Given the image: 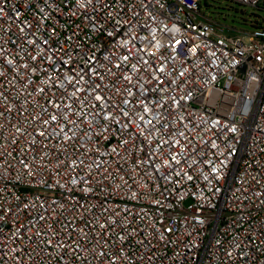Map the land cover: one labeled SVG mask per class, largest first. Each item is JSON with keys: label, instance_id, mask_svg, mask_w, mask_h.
Instances as JSON below:
<instances>
[{"label": "built area", "instance_id": "built-area-1", "mask_svg": "<svg viewBox=\"0 0 264 264\" xmlns=\"http://www.w3.org/2000/svg\"><path fill=\"white\" fill-rule=\"evenodd\" d=\"M250 25L202 0H0V264H264Z\"/></svg>", "mask_w": 264, "mask_h": 264}, {"label": "rangeland", "instance_id": "rangeland-1", "mask_svg": "<svg viewBox=\"0 0 264 264\" xmlns=\"http://www.w3.org/2000/svg\"><path fill=\"white\" fill-rule=\"evenodd\" d=\"M205 13L219 19L235 29L250 28V22L264 20V12L249 7H243L225 0H202Z\"/></svg>", "mask_w": 264, "mask_h": 264}]
</instances>
